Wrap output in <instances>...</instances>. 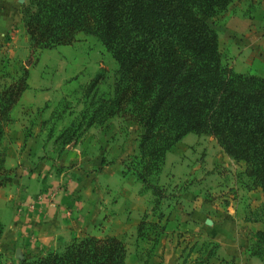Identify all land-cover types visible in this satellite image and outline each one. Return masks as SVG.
<instances>
[{"label": "rangeland", "instance_id": "obj_1", "mask_svg": "<svg viewBox=\"0 0 264 264\" xmlns=\"http://www.w3.org/2000/svg\"><path fill=\"white\" fill-rule=\"evenodd\" d=\"M253 1L236 0L204 21L218 36L224 65L264 78V57L260 67L253 63L258 57H243L232 34L245 31L244 20L264 21L254 9L260 0ZM28 2L21 24L0 46V94L22 79L27 85L0 138L9 179L0 184L4 264L62 253L86 237L122 242L125 264H264V255L251 254L256 233L264 231L263 194L245 165L212 137L189 134L142 184L135 174L141 126L121 116L87 125L92 104L113 98L116 61L97 38L81 33L69 46L34 49L18 33ZM241 37L242 43L253 38ZM221 237L227 242L218 246Z\"/></svg>", "mask_w": 264, "mask_h": 264}, {"label": "trees", "instance_id": "obj_2", "mask_svg": "<svg viewBox=\"0 0 264 264\" xmlns=\"http://www.w3.org/2000/svg\"><path fill=\"white\" fill-rule=\"evenodd\" d=\"M236 0H29L22 18L34 49L71 45L78 34L97 38L116 61L112 99L99 98L88 126L121 116L143 129L139 142L142 184L157 175L166 154L185 136L212 137L246 167L263 194L264 78L224 65L218 36L204 21ZM100 77L93 81L97 86ZM27 88L20 80L0 94V138L12 107ZM0 155V184L8 181ZM2 227L0 225V234ZM251 254L264 255V231ZM126 249L114 237L74 239L62 253L20 264H125ZM0 264H4L0 255Z\"/></svg>", "mask_w": 264, "mask_h": 264}, {"label": "crops", "instance_id": "obj_3", "mask_svg": "<svg viewBox=\"0 0 264 264\" xmlns=\"http://www.w3.org/2000/svg\"><path fill=\"white\" fill-rule=\"evenodd\" d=\"M23 2L24 0H0V46H4L6 37L9 36L10 33H13L18 25L21 24L20 10ZM254 2H256V0H254L253 3ZM245 8L247 10V5ZM255 8L258 9L263 15L264 0L258 1L257 4L254 3V9ZM245 12L246 11H244V14H239L240 19L246 18L244 16ZM254 19H251L252 21L244 20V22L247 21L248 23L246 28H244L245 31L242 33L243 35L240 32L235 33V30H238L236 28H234L235 30L232 34L237 38L235 41H238V47L242 48L243 57H258V59H256L253 63H257L259 65V57H264V21H254ZM19 32H22L25 35V38L26 36L28 37L24 25L22 29H18V33ZM241 36H247V38L253 36V41L251 38H248L247 42L245 41L242 43L240 42L242 38ZM260 75H264V73L262 74L260 71ZM216 232L218 233V230ZM229 240L232 242V239ZM226 242L227 241L221 237L220 242L217 241V244L218 246L219 244L224 245Z\"/></svg>", "mask_w": 264, "mask_h": 264}, {"label": "water", "instance_id": "obj_4", "mask_svg": "<svg viewBox=\"0 0 264 264\" xmlns=\"http://www.w3.org/2000/svg\"><path fill=\"white\" fill-rule=\"evenodd\" d=\"M205 223H206L207 225H210V224H211V221L206 220ZM16 257H17V258H20V253H19V251H16Z\"/></svg>", "mask_w": 264, "mask_h": 264}]
</instances>
